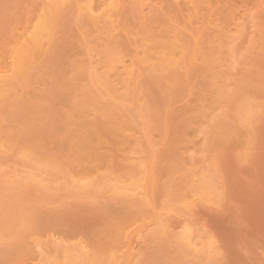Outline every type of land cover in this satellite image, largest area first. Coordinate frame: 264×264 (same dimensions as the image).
<instances>
[{
	"label": "rangeland",
	"instance_id": "obj_1",
	"mask_svg": "<svg viewBox=\"0 0 264 264\" xmlns=\"http://www.w3.org/2000/svg\"><path fill=\"white\" fill-rule=\"evenodd\" d=\"M0 264H264V0H0Z\"/></svg>",
	"mask_w": 264,
	"mask_h": 264
},
{
	"label": "bare ground",
	"instance_id": "obj_2",
	"mask_svg": "<svg viewBox=\"0 0 264 264\" xmlns=\"http://www.w3.org/2000/svg\"><path fill=\"white\" fill-rule=\"evenodd\" d=\"M79 253V252H78Z\"/></svg>",
	"mask_w": 264,
	"mask_h": 264
}]
</instances>
